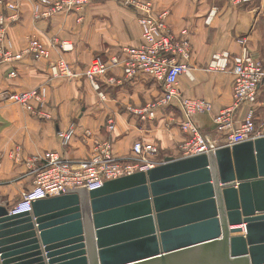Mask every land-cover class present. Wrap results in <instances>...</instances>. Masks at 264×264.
<instances>
[{"label": "crops", "instance_id": "crops-1", "mask_svg": "<svg viewBox=\"0 0 264 264\" xmlns=\"http://www.w3.org/2000/svg\"><path fill=\"white\" fill-rule=\"evenodd\" d=\"M3 1L0 14L10 13L5 7L9 2L16 3L20 10L21 19L8 28L7 44L14 52L25 48L31 38L48 43L55 37L70 40L73 50L63 52L54 48L53 59L66 58L79 76L54 77L50 62L30 56L0 65V204L12 209L21 193L32 186L33 176L27 165L30 157L57 151L65 158L81 161L89 157L95 139L109 137L115 153L122 158L130 157L137 140L155 143L163 160L166 156L183 157L182 145L188 136L180 126L184 119L180 103L157 109L154 118L144 111L162 94L159 81L146 74L127 79L120 66L98 79L99 90L86 77V69L94 58L121 56L122 48L141 43L142 27L133 10L122 6L119 0H97L81 12L36 19L35 0ZM154 2L158 11L169 13L167 22L175 33L190 29L192 52L188 62L192 77L182 74L179 87L185 97L205 99L212 104L210 111L195 113L193 120L209 139L226 144L214 118L233 102V62L225 71L208 69L209 62L219 52L240 53L241 39L264 62V0L237 7L228 0ZM111 76L116 78L115 82H109ZM33 88L45 89L49 119L39 118L21 104L3 98L4 92ZM250 115L256 128L264 132V84L259 88L257 102L243 103L236 110V124ZM109 118L116 121L111 133L106 127ZM72 123L76 135L70 145L63 146L58 132Z\"/></svg>", "mask_w": 264, "mask_h": 264}, {"label": "water", "instance_id": "water-1", "mask_svg": "<svg viewBox=\"0 0 264 264\" xmlns=\"http://www.w3.org/2000/svg\"><path fill=\"white\" fill-rule=\"evenodd\" d=\"M0 204V264H264V136Z\"/></svg>", "mask_w": 264, "mask_h": 264}, {"label": "built area", "instance_id": "built-area-1", "mask_svg": "<svg viewBox=\"0 0 264 264\" xmlns=\"http://www.w3.org/2000/svg\"><path fill=\"white\" fill-rule=\"evenodd\" d=\"M95 1L97 0H35L34 17L42 19L51 18L62 12H81ZM256 1L228 0L235 7L255 4ZM119 2L136 13L142 27V41L139 45L122 48L121 56L116 55L108 59L94 58L86 69V77L97 90L100 89L98 79L103 75L106 76L115 66L123 69L127 79H133L140 74L154 78L162 84L163 92L146 106L145 114L154 118L157 109L176 102L180 103L184 114L180 126L188 136L182 145L183 155L192 156L215 150L219 147V143L209 139L193 120L195 113L210 111L212 104L205 99L185 97L179 87V78L182 74L192 77L188 62L192 52L190 29L184 28L180 34L175 33L167 22L169 13L158 11L154 0H119ZM0 3L4 4V1L0 0ZM5 7L10 13L0 14V65L31 56L35 60L50 62V71L54 77L74 79L79 76L73 64L66 58L53 59L54 48H59L63 52L73 50L74 44L70 40L55 37L48 43L39 38H31L25 48L14 52L12 46L7 44L8 28L17 23L21 15L16 3H5ZM207 20L210 22L211 17L209 16ZM240 42L243 44L240 53L231 54L229 51L216 53L208 66L210 70L225 71L229 62H233V102L214 118L218 131L224 134L226 143L231 145L264 136V132L256 128L251 115L239 125L236 124V110L243 103L257 102L259 88L264 84V62L252 54L244 39ZM108 80L115 82L116 78L111 76ZM100 95L104 96L101 91ZM3 98L21 104L39 118L51 117L46 109L47 94L44 88L4 92ZM115 125L116 121L109 118L107 132L111 133ZM75 135L74 123L68 129L58 132L63 146L70 145ZM159 151L155 143L137 140L133 143L130 157L122 158L115 153L113 142L107 137L95 139L89 157L81 161L65 158L57 151H49L42 156H32L27 162L29 173L33 176L32 186L21 193L20 200L12 211L31 210L33 201L68 193L65 188L75 189L86 186L87 190H91L102 186L107 180L152 168L161 163L155 158Z\"/></svg>", "mask_w": 264, "mask_h": 264}, {"label": "rangeland", "instance_id": "rangeland-1", "mask_svg": "<svg viewBox=\"0 0 264 264\" xmlns=\"http://www.w3.org/2000/svg\"><path fill=\"white\" fill-rule=\"evenodd\" d=\"M93 3H95V2H93ZM93 3L91 4V6L93 5ZM89 7H90V5H89L88 7H86V8H89ZM86 8H85V9H86ZM85 9H84V10H85ZM84 10H83V11H84ZM71 12L77 13V12H75V11H71ZM71 12H62V13H71ZM30 57H31V56H30ZM46 61H47V60H46ZM226 144H227V143H226ZM222 145H225V144H222ZM222 145L219 144V146H222ZM159 156H163V154H162V153H161V154H158V155H156L155 158L158 159ZM183 156H184V155H183Z\"/></svg>", "mask_w": 264, "mask_h": 264}, {"label": "trees", "instance_id": "trees-1", "mask_svg": "<svg viewBox=\"0 0 264 264\" xmlns=\"http://www.w3.org/2000/svg\"><path fill=\"white\" fill-rule=\"evenodd\" d=\"M160 152V151H159ZM160 154V153H159ZM159 161H162L163 160V156H159V158L157 159Z\"/></svg>", "mask_w": 264, "mask_h": 264}]
</instances>
